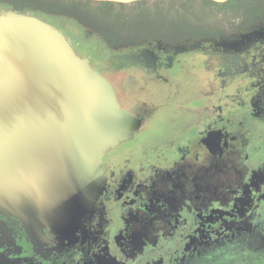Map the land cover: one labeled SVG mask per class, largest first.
I'll return each mask as SVG.
<instances>
[{"label": "flooded vegetation", "instance_id": "obj_1", "mask_svg": "<svg viewBox=\"0 0 264 264\" xmlns=\"http://www.w3.org/2000/svg\"><path fill=\"white\" fill-rule=\"evenodd\" d=\"M84 28L94 45L59 29L140 127L104 157V189L67 246L35 245L0 213V264H263L264 15L180 42Z\"/></svg>", "mask_w": 264, "mask_h": 264}, {"label": "water", "instance_id": "obj_2", "mask_svg": "<svg viewBox=\"0 0 264 264\" xmlns=\"http://www.w3.org/2000/svg\"><path fill=\"white\" fill-rule=\"evenodd\" d=\"M139 127L88 52L35 12L0 7V213L32 243L73 241L104 189V157Z\"/></svg>", "mask_w": 264, "mask_h": 264}, {"label": "trees", "instance_id": "obj_3", "mask_svg": "<svg viewBox=\"0 0 264 264\" xmlns=\"http://www.w3.org/2000/svg\"><path fill=\"white\" fill-rule=\"evenodd\" d=\"M147 3L137 2L130 11L149 7ZM158 3L161 4L154 2L153 7ZM177 5L180 9L175 14L167 8L164 17L159 20L155 17L147 24H134L133 27L122 29L114 23V18L126 11L124 4L90 0H0L1 8L33 11L60 29L63 28L55 19L66 17L92 31L102 32L109 38L121 37L128 41L134 35L139 39L153 37L165 40L168 33L177 42L212 38L219 36L221 31L242 30L264 15V0H229L225 3L179 0Z\"/></svg>", "mask_w": 264, "mask_h": 264}, {"label": "rangeland", "instance_id": "obj_4", "mask_svg": "<svg viewBox=\"0 0 264 264\" xmlns=\"http://www.w3.org/2000/svg\"><path fill=\"white\" fill-rule=\"evenodd\" d=\"M161 4H157L153 7L154 2H148L146 5L149 7H146L144 9H139L136 11H130L131 8L134 6L135 3L131 4H124V7L126 9L125 12L118 14L114 20L119 27L127 28L129 26H134V24H147L149 21L154 19L155 17L159 20L161 17H164L166 9H171L170 13L175 14L179 8L177 3L179 0H160L157 1ZM155 15V16H154ZM57 23H59L62 28L73 35V38L75 42L84 44L87 46H92L97 42V35L91 33V31L86 30L83 26L79 25L76 21L70 18L66 17H57L55 19ZM122 34H126V32H122ZM128 42V40H126Z\"/></svg>", "mask_w": 264, "mask_h": 264}]
</instances>
